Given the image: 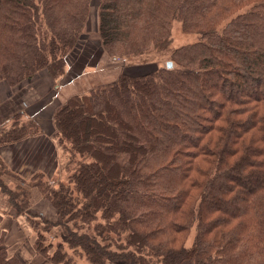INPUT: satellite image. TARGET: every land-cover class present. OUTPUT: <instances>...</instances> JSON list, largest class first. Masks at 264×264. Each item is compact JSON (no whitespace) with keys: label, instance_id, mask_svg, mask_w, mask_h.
<instances>
[{"label":"trees","instance_id":"obj_1","mask_svg":"<svg viewBox=\"0 0 264 264\" xmlns=\"http://www.w3.org/2000/svg\"><path fill=\"white\" fill-rule=\"evenodd\" d=\"M89 2L0 0V80L61 75ZM172 21L197 39L156 71L120 74L54 113L58 142L78 159L57 187L32 177L65 226L52 253L36 236L53 264H264V0H101L99 38L147 62L166 54ZM0 264L24 263L0 247Z\"/></svg>","mask_w":264,"mask_h":264},{"label":"crops","instance_id":"obj_2","mask_svg":"<svg viewBox=\"0 0 264 264\" xmlns=\"http://www.w3.org/2000/svg\"><path fill=\"white\" fill-rule=\"evenodd\" d=\"M65 62V74H73H69V79L64 82L61 81L64 74L55 78L47 69H40L33 77L15 85L0 80V125L9 122L17 114L18 120L25 118L28 120L26 122L37 129L19 139L0 143V181L8 188L26 189L29 195L27 210L33 217L44 220L53 219L55 211L32 177L41 174L51 183L59 169L61 157L56 140L54 113L62 101H56V89L65 86L67 95H70L73 92L69 91L70 86L76 85L84 73L94 68L105 70L96 67L97 64L94 66L86 63L75 70L67 57ZM55 82L59 83L54 85ZM36 236L37 229L29 222L28 214L15 207L10 202V195L0 187V247L6 256L15 257L24 264H53L36 249Z\"/></svg>","mask_w":264,"mask_h":264},{"label":"rangeland","instance_id":"obj_3","mask_svg":"<svg viewBox=\"0 0 264 264\" xmlns=\"http://www.w3.org/2000/svg\"><path fill=\"white\" fill-rule=\"evenodd\" d=\"M100 3L101 0H90L85 24L78 33V36L72 48L65 53V57H67V59L70 60L75 70H79L80 67L83 66L85 63L87 65H94V66L95 64H97L96 67H100V68L102 67L105 68V70L98 71L97 70L98 68L96 69L94 68L93 70H89V72L84 73V75L81 76V79L76 82V85L72 86L73 88L70 86L69 91L71 90L73 91L72 94L70 95H67L66 88H64L65 86L60 89L57 88L56 90H58V95L56 97V101L58 100L62 101L61 104H63V102H65L69 97L74 95V93L89 94L90 91H92L93 93L99 92L100 90H98V88H101L105 84L116 80L120 74H125L129 76L132 75L136 77L156 71L159 67L165 64V61L168 58L167 55L169 56L176 47L178 46L180 47L181 45L183 44L185 45L186 43H190V42L192 43L197 39V34L192 32H185L182 30V25L180 21H172L170 24L172 41L170 45L167 47L166 54L158 57L157 59L155 58L154 60H150L147 62H138L139 58H133V57L128 58L127 56L122 55L120 53L108 52L101 43V40L99 38L98 26H97ZM65 65L66 62L64 61L63 72H62V74H64V77L61 80L62 82L69 79L70 76L69 74L71 75L73 74L71 72L65 74V67H66ZM136 73L138 74L141 73V74L134 75ZM58 83L59 82H55L54 85H57ZM11 85H15V84H11ZM260 92L263 93L262 90ZM240 97L242 96L239 95L238 93H234L233 95L231 94L229 96V99L236 100ZM54 106L56 105L54 104ZM214 106H213L214 110L220 109V106L216 104ZM58 108L56 110H58ZM112 109H114V107H110L107 111L110 120L116 119V116L114 115ZM24 119L25 118L18 120V115L17 114L13 115L9 122L0 125V135H1L0 137L9 134H15L18 131L19 132L23 131L26 132V134H31L33 129L35 128L32 127L29 122H26L28 120H24ZM103 133L109 135L107 132H103ZM91 134H95V131H92ZM56 140L58 142L57 138ZM100 140H104V142L111 141L115 143V145L117 144L116 140H114V138H110V136H108L106 139L100 136ZM58 147L60 149V157H61L59 169L55 173L56 175L53 176V178L51 179V183H50L51 185L56 187H57V182H60L61 180L64 183H67L68 181L67 177L69 173H71L70 169L76 166L75 161L78 159V155L76 154L73 155V152L71 153V151H69L68 145L63 146L58 142ZM1 170H2V164L0 165V171ZM38 177L39 176H37L36 178ZM42 179L45 180L43 177ZM100 182L103 184V186L105 185V188H107L108 182L106 181V177H104ZM100 182L97 183L98 186L101 184ZM1 183L2 182L0 181V184ZM11 187L12 186H10V188ZM12 189H13L12 196L14 197V200L17 202V205H19L21 210H25L23 212H26L28 214L29 222L32 224V226H34L38 230L37 233H38V238L41 240V246L48 247L47 253H52L55 249H57V244L59 242L61 243L63 242V244L65 245V236H64L65 226L64 224H55L54 221L57 220L55 207L52 205L55 211L54 218L48 220L49 222H53L55 226H52L51 224H44V222H40L41 219L39 217H33V215L30 214L29 211L27 210V203L29 199L28 193L22 194L21 190L17 188L15 189V187H12ZM74 223L79 224L80 220L74 218L68 221V225L71 226L72 228L74 227ZM93 224L95 223L91 222L90 224L91 229L93 228ZM85 229L86 227L84 226V228H81L79 230H85ZM194 232H195V228L194 226H191L184 239L185 246L191 245L194 238ZM65 248L69 251H73L71 249H68L67 247ZM75 260L79 262L84 261L82 258L79 257H76ZM183 264H189V263L184 262Z\"/></svg>","mask_w":264,"mask_h":264},{"label":"water","instance_id":"obj_4","mask_svg":"<svg viewBox=\"0 0 264 264\" xmlns=\"http://www.w3.org/2000/svg\"><path fill=\"white\" fill-rule=\"evenodd\" d=\"M171 65H172V62H171V61H167V62H166V66H167V67H171Z\"/></svg>","mask_w":264,"mask_h":264}]
</instances>
